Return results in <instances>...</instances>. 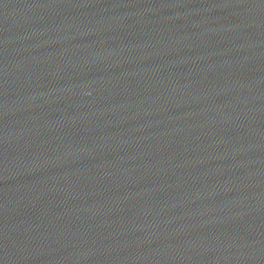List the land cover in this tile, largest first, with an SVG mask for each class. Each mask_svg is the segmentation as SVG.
<instances>
[{"label":"water","instance_id":"1","mask_svg":"<svg viewBox=\"0 0 264 264\" xmlns=\"http://www.w3.org/2000/svg\"><path fill=\"white\" fill-rule=\"evenodd\" d=\"M0 264H264V0H0Z\"/></svg>","mask_w":264,"mask_h":264}]
</instances>
